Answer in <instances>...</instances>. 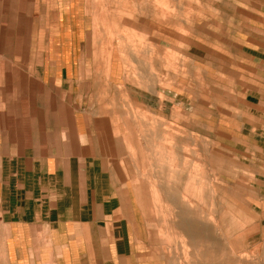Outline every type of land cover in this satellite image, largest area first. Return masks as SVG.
Returning <instances> with one entry per match:
<instances>
[{"label": "rangeland", "instance_id": "1", "mask_svg": "<svg viewBox=\"0 0 264 264\" xmlns=\"http://www.w3.org/2000/svg\"><path fill=\"white\" fill-rule=\"evenodd\" d=\"M4 2L44 57L91 63L132 264H264V0Z\"/></svg>", "mask_w": 264, "mask_h": 264}, {"label": "crops", "instance_id": "2", "mask_svg": "<svg viewBox=\"0 0 264 264\" xmlns=\"http://www.w3.org/2000/svg\"><path fill=\"white\" fill-rule=\"evenodd\" d=\"M23 22L0 5V262L132 264L135 242L115 215L123 207L109 195L99 151L102 128L82 109L74 74L91 63L44 57Z\"/></svg>", "mask_w": 264, "mask_h": 264}]
</instances>
